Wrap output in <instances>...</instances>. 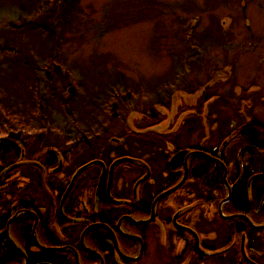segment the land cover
<instances>
[{
  "label": "rangeland",
  "instance_id": "rangeland-1",
  "mask_svg": "<svg viewBox=\"0 0 264 264\" xmlns=\"http://www.w3.org/2000/svg\"><path fill=\"white\" fill-rule=\"evenodd\" d=\"M43 1L40 0L41 7L45 6ZM11 4L15 11L16 0ZM10 8L6 1L0 0V103L3 108L0 110V144L16 143L19 151L14 152L17 159L8 158L5 163L0 160L2 192L3 189L11 192L14 188L20 197L23 193L41 196L47 172L37 158L47 150H37V142L48 146V150L67 154L71 161H77L74 164L80 166L86 162L80 169L89 166L79 176L97 169L98 164L103 166L100 160L90 162V159H101V152L107 150H115L118 157L157 155L158 161L149 159V165L151 171L152 168L158 171V163L167 158L161 150L171 145L180 153L187 150L206 154L222 146L229 165L223 166L226 177L223 176L224 182L211 183L218 190L223 188L221 201L227 197V189L231 190L233 182L236 188L241 187L236 176L244 172V169L240 172L244 163L251 176L264 174V138L262 149L257 151L242 138L247 125L264 126V0H55L51 5L53 23L34 21L32 32L25 34L32 44L29 50L25 37L20 36L22 22L16 13L8 11ZM44 12L47 11L41 13ZM47 63L56 65L51 68ZM71 87L74 90L71 91ZM122 92H129L130 96L125 103L121 101L118 109L111 105L114 99L105 104L111 93ZM66 105L74 116H67ZM151 111L157 118L148 121V116L153 115ZM18 116L21 123L17 121ZM6 117L21 129V134H16L18 140H10L4 134L2 126ZM188 120L192 121L190 126L185 125ZM83 137L85 139H81ZM124 138L130 144L133 143L131 138L135 139L139 147L130 151L114 148L117 143L124 144L121 142ZM223 142L229 146L223 147ZM120 160L123 158L116 161ZM240 160H243L241 165ZM124 163L126 161L115 166ZM181 166L178 170L184 177L185 167ZM17 171L20 178L14 175L15 181L11 176ZM76 173L72 172L71 179ZM191 175L186 173V179L193 177L194 195L184 204V197L178 202L179 192L166 199L167 204H176V208L178 204L184 205L177 213L180 222L174 216L172 221L162 224L149 222L142 236L137 232L140 227L122 232L146 241L142 260L130 264H181L185 260L187 264H221L225 252L219 248L209 254L200 250L207 255L203 260L192 256L189 228L195 225L199 241L205 239L218 246L227 238L217 237L213 232L222 226L226 228L221 215L233 213L219 208V202L213 203L216 195L203 188L205 175H198L200 178ZM157 176L158 173L152 171L150 180L144 175L143 178L151 181ZM51 177V180L56 179ZM259 178L255 176L250 181ZM105 180L103 178L101 186ZM96 182L91 185L92 191L86 190L88 195L95 194ZM123 182L131 187L130 191L136 186L135 177H125ZM120 184L118 181L117 187ZM153 189L154 193L158 191L156 187ZM248 192L251 198L252 188ZM211 200L212 204L206 205ZM204 205L205 208L201 207ZM204 220H212L211 227L209 221ZM228 236L239 242L240 235H235L234 231ZM21 240L18 230L15 242L21 244ZM251 242L257 243L256 248L264 249V233L250 235L249 240L241 242L247 253L254 250ZM127 245V256L139 255L138 247L134 250L131 241ZM15 246L17 250L10 244L20 257L16 263L24 264L23 247ZM80 246L85 248L82 238ZM260 249H255L251 257L264 264ZM256 252L261 255L259 258ZM0 257L6 256L0 254ZM82 263L90 264L87 260Z\"/></svg>",
  "mask_w": 264,
  "mask_h": 264
},
{
  "label": "flooded vegetation",
  "instance_id": "flooded-vegetation-1",
  "mask_svg": "<svg viewBox=\"0 0 264 264\" xmlns=\"http://www.w3.org/2000/svg\"><path fill=\"white\" fill-rule=\"evenodd\" d=\"M124 139H122L123 141L121 140V142H124V144L117 143L118 145L117 144L114 145V148L123 147L121 149H127L130 151L134 147L136 148L139 147V145H136V143L134 142L135 139L131 138V140L133 141L132 144L128 143L126 141V138ZM18 143L20 144L22 142H18ZM223 143L225 144L223 147L229 146V145L227 146L226 142ZM158 145L164 148L163 144L158 143ZM97 146H100V144H97ZM36 148L39 151H43L40 150L42 148V145L39 146L36 145ZM218 149H221V151L219 152ZM218 149L216 151H209V152L207 150V152L208 154L211 155L212 158H214V160H209V162L222 169V171L220 170L219 171L223 178L224 176L223 166L228 165L225 158L226 149L222 148V146L221 148ZM45 150L47 151H45V153L38 154V158H37L38 163L42 165V167L47 172L45 175L46 186H44L43 184V188L40 192L41 196L28 195V197L25 198L26 202L23 203L22 198L18 194L19 191L17 193L15 192L16 195L14 199L15 201L18 200V202L16 201L15 203V201H13L12 206L10 207L6 206L2 211L0 210V215L3 216L0 218V244L2 245L4 244V242H7L9 246L11 244L10 241L8 240L6 229L8 230V234L11 238L12 236L11 231L13 232V228H15L16 222L19 221L20 217L23 215H27V213L31 215L33 221L31 228V237L33 244L29 246L28 252L25 248H23V252L26 258L27 256L30 255L32 256L39 255L40 253L48 254L47 259L39 260L38 263H34V264H70L71 256L69 255V253L73 255V260L75 263V252L78 254V257L80 259V264H83L82 261H86V260L90 264H106L105 255L108 252H106L103 246L110 244V240L108 239H111V234L104 232L102 229L105 228L98 227L99 224H107L113 228L117 238L118 245H120L121 247V249H118V252L119 254H122L123 252L125 253V251L127 252V247H128L127 240L124 238L123 236L124 234H122L124 230L127 229L131 230L140 227L141 229H137V232L141 234V232H143V230L146 229L145 224H147V223L143 224L142 222H147L150 219L151 220L149 222L156 221L160 224H162L163 222H170V220L172 221L174 217L176 220L178 218L177 213L183 210L184 208V205L181 204H178L177 208L175 207L176 204L175 205L167 204L166 199L170 196V194L156 201L155 204L153 205L154 200L159 195L171 190L182 180L183 176H180L181 173L180 170H178V167H180V165H182L181 168L185 166L184 165L185 155L180 154L181 151L180 150L177 151V148L174 145H171V147L168 148L167 150L166 149L161 150L166 153L167 158L165 157V159H162L161 163H158V166L160 167L162 166L160 169L158 166H156L158 168V171L152 168L154 174L158 173V176L151 181H149L152 174L151 167L149 165V159H153V161L157 162L158 161L157 155L154 156L153 154H148L146 156L147 158L145 157L138 158L133 156L132 154L130 155L124 154L123 156L118 157L115 150H107L103 152L105 154L101 152L102 155L100 156L101 159H97V158L90 159V162L100 160L105 170H103V166L100 164L97 165V169L95 168V169L87 170L83 176L81 175L77 178L75 184L73 185V188L69 192L70 194L68 193L67 196H65L66 192L64 193V191H67L66 189L70 184V180L72 178L71 175L72 172L75 174L76 171L79 170L81 166L86 165L87 163L84 162L79 166V163L74 164L77 161H75L74 159L73 161H71L70 158L67 156V154L58 153L57 151L51 149L48 150V148ZM12 151L14 152L19 151L16 144L14 145ZM67 151L70 152L71 150H67ZM137 151H138L137 153H140L139 150ZM122 158L123 159L127 158L132 161H128L126 162L127 164L124 163L114 167L112 173V181L108 194L107 184L110 178V167L114 161ZM238 158L239 157H237V162L239 164ZM240 158L243 159L242 155ZM52 161L54 165L50 167ZM56 163L57 166L55 165ZM162 163H164V165H162ZM187 163L189 164L190 170L188 172V167H187L186 173L191 175L192 174L191 157L187 159ZM241 164H243V160H240V165ZM245 165L246 164L244 163V166H242V169L240 170L241 172L244 169V172L237 173L238 176L236 177L238 178L237 181L238 184L241 183L242 185L245 179L246 182L248 181V184H250L251 182L250 179L255 176H258V178L260 177L258 180L264 181V174L259 173L251 176L250 173H248L244 168ZM166 166L168 168H166ZM145 168L147 169L149 180H142L143 175L144 177L147 175ZM17 172L15 174L12 173L11 178H15L14 175H16V177H20V172L18 173ZM234 172H236L235 169ZM102 174L104 175V179H107V181L105 180L106 182L102 184L98 194H96L97 190L94 189L95 207L93 208L88 203V205L82 208L81 202L83 195L88 194L86 190L92 191L91 185L95 184L96 180L97 179L99 180ZM228 175L230 176V172H228ZM51 176H53L56 179L51 180L52 178ZM84 176H86L85 180L82 179V177ZM200 176H197L196 178H200ZM125 177H135L136 182L134 184H136L139 181H143V182H141L137 186V188H135V186L133 185V189L132 191H130L131 187L127 186L123 182V179ZM204 177L205 180H207L206 179L207 176ZM63 179H65L64 186L62 184ZM229 179L230 177L229 178L227 177V180L230 182ZM118 181L121 182V184L120 186L117 187ZM223 182H224V178H223ZM42 183H43V179H42ZM210 183H212L211 179H210ZM97 184L98 183L96 182V185ZM154 187H156L158 190L156 193H154V189H153ZM230 187L231 190L229 191H228L229 188L227 189L226 187L228 193L226 198L229 197V200L231 201L232 192L233 189L236 188V183L233 182L230 185ZM61 188H62L61 191H63V193L59 195L58 192L55 191L60 190ZM194 190H195L194 181L192 178L188 179L187 176V179L184 180L181 186L173 193H171V195L179 192L178 202H180L181 199L184 197L182 200L184 201L183 202L184 204L187 198L192 196V194L194 195ZM249 195L250 193L247 195V200L249 203H251L252 197L250 198ZM147 197L149 198L148 199L150 202V203L148 202L149 205L147 204L148 201L146 200ZM131 198L133 199V201ZM262 201L264 204V200ZM116 202H120V203H116ZM229 204L230 202L228 203V205ZM206 205L201 207L205 208ZM262 209L263 208L260 207L259 209L255 210L254 207H250L249 212L247 214L245 213L229 214L228 216L230 215L246 216L244 218L246 220L244 219L242 220L240 218L230 219V220L224 219V221H226L225 222L226 228L224 229L222 226L221 229L214 230L213 232L217 237L224 236L225 238H227V241H222V243L218 244V246H216L213 243H210L205 239L199 241V239L197 238L199 233L195 228V225L192 226V228L185 227L192 230L189 231L191 233L189 235L192 238L191 240L192 256L195 255L200 260H203L204 259L203 256L207 257V255L202 254L200 250H202V252L209 254L219 248V250H223L225 252V255L223 254L220 260L221 264H228V263L260 264L259 261L254 260V258L251 257V254L255 253V249H260V248H256L257 241L255 243L251 242V244H254L253 247L254 250L251 249L249 250L248 253L246 251V247L242 249L241 242L243 240L244 241L249 240L250 235L258 236L264 233V229L260 228L262 227L261 225L264 224V215H261L260 213V210ZM13 216H14V218L12 219L13 222L9 223L10 219ZM120 220H122V222L119 228L118 223ZM131 220H134V222L135 221L136 222L133 223ZM204 221H209L208 225L211 227L212 220H204ZM228 231L229 234H231L232 231H234L235 235H240L239 242L238 239L235 237L229 239ZM83 232H84V236L81 237ZM96 232L97 234H95ZM101 232L104 234L103 236L100 235ZM183 234L185 233L183 232ZM34 237L36 241L34 240ZM81 238L84 240L85 248L87 249H85L84 246L82 247L80 246ZM235 241H237L238 243L236 244ZM100 246H102L103 248H101ZM87 250L95 251L97 255L90 253ZM260 251L263 253L262 255H264V249L262 248V250L260 249ZM3 252L4 251L2 250L1 254L4 256ZM228 254H230L231 257ZM246 255H248V257ZM179 256L180 254H178V257ZM260 256L261 255L258 254V252H256V257L259 258ZM115 260L116 262L119 261V259L116 258ZM27 264H32L30 263L28 258H27Z\"/></svg>",
  "mask_w": 264,
  "mask_h": 264
},
{
  "label": "trees",
  "instance_id": "trees-1",
  "mask_svg": "<svg viewBox=\"0 0 264 264\" xmlns=\"http://www.w3.org/2000/svg\"><path fill=\"white\" fill-rule=\"evenodd\" d=\"M39 21L40 20H37V22H39ZM47 64H48V66L50 65L49 63H47ZM2 92H4V91H2ZM128 94H130V93L129 92H127V93H125V92L111 93L110 99L107 102H105V104H107L111 99H114L113 102L111 103V105H112V107H117L116 109H118V107H119L118 105L121 104V101H123L125 103L126 98L128 96H130ZM208 95L206 93V97ZM120 106H123V105H120ZM2 109L3 108L1 107V103H0V110H2ZM151 112H153V111H151ZM67 116L69 117L68 112H67ZM155 116H157V114H155L153 112V115L152 116L149 115L148 116L149 118L146 120L152 121V120L157 118ZM17 121H18V123H21V120L17 119ZM13 122L14 121L12 119H8L6 117L2 127H4V134L6 136L10 137V140H18V139H16V137H18L16 134L17 133L21 134V129L17 128V126H16L17 124H14ZM262 127H264V126H262ZM262 127L260 125H256V124L252 123V124L247 125L245 127V133L242 134V136L248 140L247 142L250 144V146L251 145L255 146V151L262 149V147H260L262 139L264 138V131H262ZM81 139H85V138L83 137ZM77 140L79 142V139H77ZM7 142L0 144V160H1V163H5V162H7L8 158L12 159L14 157V151H12V149L14 148V145L16 143L8 142L9 143L8 144ZM79 143L84 144V145L87 144L86 141L81 142V140ZM37 144L41 145L38 142H37ZM7 148H11V149L8 150ZM42 148L47 149L48 146L43 145ZM219 170L222 171L221 168H219L218 166H215L214 164H212L211 162H209L208 160H206L203 157H200V156L192 157V176H194V177H197L198 175H202V174L205 175V173H207L208 174V175L206 174L207 178H210L212 180V183H219L220 178L222 177ZM11 179H14V178H11ZM248 180H249V178H248ZM15 181H16V178H15ZM2 185H4V183H2ZM240 185H241V183H240ZM249 185H250V187H249ZM9 187L12 188L13 186H9ZM247 188L248 189L252 188V191H253L251 203H249L247 200V195H246V192H248ZM15 192L16 191L14 188L12 189L11 192H9L8 189H5V190L3 189V192H2V190H0V210L1 211L6 206H8V204L10 202L15 201V199H14V197L16 195ZM263 193H264V181H260L258 179L254 180V181L251 180L250 184H248V181L246 182V179H245L240 188H234L233 189L232 197H231V201H230L231 208H230L229 212L247 214L249 212L250 207H255V210H256V208L259 207V205H260V207L263 208L262 210H260V213H261V215H264V204L262 201ZM26 197L27 196L24 195V193H23V195L21 196L23 203L26 202V200H25ZM22 202H21V204H22ZM26 216L27 215H23L20 217L18 222L15 221L17 227L14 228L11 239L14 241V243L16 245L25 248L28 252L29 246L31 244H33L32 237H31V228H32V222L33 221H32V217H31L30 221H26V219H25ZM18 230H19L20 236L22 237L21 244H18L17 242H15L16 233ZM95 234H97V232ZM100 235L103 236L104 234L101 232ZM0 249H2L4 251L3 252L4 256H6V257H3V259L0 257V264H17L16 263L17 259H20V257H18V255L12 251V248H10V246L7 242H4L3 245L0 244ZM2 250L0 251V254L2 253ZM69 255L71 256L72 264H75V263H73L74 262L73 255L71 253H69ZM27 258L29 259L30 263L34 264V263H38L39 260L47 259L48 254L40 253L39 255H36V256H32V255L27 256Z\"/></svg>",
  "mask_w": 264,
  "mask_h": 264
},
{
  "label": "bare ground",
  "instance_id": "bare-ground-1",
  "mask_svg": "<svg viewBox=\"0 0 264 264\" xmlns=\"http://www.w3.org/2000/svg\"><path fill=\"white\" fill-rule=\"evenodd\" d=\"M4 1H6V3L8 4V6L11 7L10 9H8V11L11 14L12 13H16L18 15L20 21L22 22V26L21 27L19 26L20 27V36L23 35L25 37L26 43L28 44V48H26V49L29 50L31 48V45L32 44H31V41L28 38V36H26L25 34H29V33L32 32V30L34 29L33 26H32V24H34L37 20L48 21V22H51L52 21V23H53V20L51 19L53 17L51 5L54 3L55 0H44L43 1V4H45L44 7L43 6L41 7L40 0H37L35 3H33L31 0H16L15 11H12L13 5L11 3L13 2V0H4ZM45 8H47V9H45ZM42 10H46L47 12L41 13ZM11 14H9V15H11ZM11 17H12V15H11ZM48 24L49 23H47V25ZM43 26H46V25H43ZM21 28H23V31H21ZM51 42H53V41H51ZM29 54H30V52H29ZM53 65H56V64L54 63ZM53 65H49V66H51V68H52ZM64 110L66 112H68L70 114V116L71 115L74 116V112H72V109L70 110L69 108H67V105L64 106ZM191 123H192V121L188 120L185 123V125L187 124V126H190ZM191 153H188V151L186 150L183 153L185 155V159H189L190 157L192 159L193 156L190 155ZM13 158L14 159H17L15 155H14ZM53 165H54V163L52 161L50 167H52ZM184 165L186 167H189V164L187 163V160L185 161ZM178 169H180V167H178ZM206 174L207 173H205V176L208 175V174L207 175ZM60 179H59V182H60ZM65 179H63V182H62L63 186H64ZM220 182H223V178L222 177L220 178ZM203 188L206 191L209 190V189L212 190V192L216 195V198L213 199V203L214 204H218V202H219V208H223V209H226V210H230L231 205L228 206V203L225 201L226 198L223 201H221V199H220L222 197L223 193H224L223 188H220V190L216 189V186H214L213 184L210 183V179L209 178H207L206 182L203 183ZM61 190H62V188L60 190H56L55 192H58V194L60 195L62 193V192H60ZM52 194H54V193H52ZM217 194H220V195H217ZM26 196L28 197V195H26ZM90 199L92 201L91 204H90ZM94 200H95L94 195H88V194L83 195L82 202L80 201L81 202V207L83 208L84 206L88 205V203H89V205H91L94 208L95 207V204H94L95 201ZM207 204H212V200L209 201V202H207ZM257 209H259V207H257L256 210ZM221 217L224 218L225 220L227 218H229V216H224V215H221ZM232 217H233L232 219L240 218V219L243 220L246 216H242V215H232ZM25 219H26V221H30L31 220V215L29 213H27V216L25 217ZM128 219H130V218H128ZM122 220L119 221L118 227L121 226ZM228 220H230V219H228ZM244 220H246V219H244ZM131 221L133 223L136 222V221L134 222V220H131ZM261 226L264 227V224H262ZM98 227L105 228V229H102V230L104 232H106V233L111 234V239H108V240H110V244L103 246L105 248L106 252H108L105 255V257H106V259H105L106 264H110V262H112V264H116L115 258L116 259H119V262H120L119 264L138 263L140 260H142L143 255H144L143 251H144V246L146 245V241H142L143 239H141L139 236H137V237L133 236L132 237V236H129V235H123L124 238L127 240V242L131 241L133 243L134 246L132 248L134 250H136L137 247H138V249H139V255H137L136 257H134V256H127L129 254L126 251H125V253L123 252L122 254H119L118 249H121V247H120V245H118L117 238H116V235L114 233L113 228L110 227L107 224H99ZM262 229H264V228H262ZM139 235L142 236V234H139ZM100 247L103 248L102 246H100ZM87 251L90 252V253H93V254L97 255V253L95 251H89V250H87ZM75 254H77V253L75 252ZM246 256L248 257V255H246ZM77 257H78V254H77ZM77 259H78V262L80 264L79 257ZM181 264H187V260H185Z\"/></svg>",
  "mask_w": 264,
  "mask_h": 264
},
{
  "label": "water",
  "instance_id": "water-1",
  "mask_svg": "<svg viewBox=\"0 0 264 264\" xmlns=\"http://www.w3.org/2000/svg\"><path fill=\"white\" fill-rule=\"evenodd\" d=\"M180 154H183V153H180ZM190 155H192V156H203V157H205V158H207V159H211V160H214V158H212L210 155H208V154H206V153H202V152H199V151H196V152H193V153H191ZM187 160V159H186ZM128 162V161H132V160H130V159H123V160H120V161H116L115 163H113L112 164V166H111V168H110V174H112V170H113V168H114V166H115V164H117V163H119V162ZM89 166V165H88ZM88 166H85L84 168H82V169H80V170H78V172L76 173V175L73 177V179H72V181H71V183H70V186L68 187V189H67V191H66V193H65V196H67V194L71 191V189H72V187H73V184H74V182H75V180L77 179V177L79 176V174L83 171V170H86V168H88ZM185 167V174H184V177H183V179H182V181L176 186V187H174V188H172L171 190H169V191H167V192H164L163 194H161V195H159L157 198H156V200L154 201V203H153V205L155 204V202L156 201H158V200H160L161 198H163V197H165V196H167V195H169V194H171V193H173L175 190H177L180 186H181V184L184 182V180L186 179V166H184ZM148 177V174L145 176V179ZM224 177H226V174L224 175ZM103 178H104V175L102 174V176L100 177V181H99V187H98V190H99V188H100V185H101V183H102V181H103ZM145 179H143V180H145ZM111 181H112V176H110V178H109V183H108V189H107V192H108V194H109V189H110V185H111ZM141 182H143V181H139L138 183H136V186H135V188L141 183ZM98 190H97V192H98ZM229 200V197L225 200L226 202ZM116 203H118V202H116ZM233 217H229V218H227V219H232ZM151 220V219H150ZM149 220V221H150ZM149 221H147V222H142L143 224L144 223H148ZM261 229L262 228H264V227H260ZM6 231L8 232V230L6 229ZM7 237H8V240L10 241V243L13 245V247L17 250V247L15 246V244L13 243V241L10 239V237L8 236V233H7ZM34 240L36 241V239H35V237H34ZM37 243V242H36ZM23 255V254H22ZM78 257H77V254H75V262H76V264H79V262H78V259H77ZM26 261V264H27V260H25Z\"/></svg>",
  "mask_w": 264,
  "mask_h": 264
}]
</instances>
